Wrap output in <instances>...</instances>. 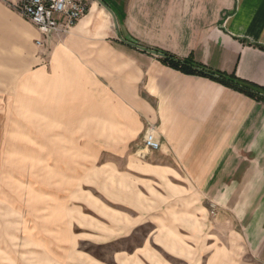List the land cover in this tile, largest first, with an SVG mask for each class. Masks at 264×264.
<instances>
[{
  "label": "rangeland",
  "instance_id": "rangeland-1",
  "mask_svg": "<svg viewBox=\"0 0 264 264\" xmlns=\"http://www.w3.org/2000/svg\"><path fill=\"white\" fill-rule=\"evenodd\" d=\"M1 12L0 264L253 263L234 215L145 148L149 118L131 110L121 127L61 108L63 62L114 60L102 38L68 42L73 27L38 45L28 18ZM90 71L126 88L119 68Z\"/></svg>",
  "mask_w": 264,
  "mask_h": 264
},
{
  "label": "crops",
  "instance_id": "crops-1",
  "mask_svg": "<svg viewBox=\"0 0 264 264\" xmlns=\"http://www.w3.org/2000/svg\"><path fill=\"white\" fill-rule=\"evenodd\" d=\"M18 2L0 0V14H20ZM88 5L68 42L102 38L101 51L114 60L104 56L76 67L63 62L65 72L56 75L61 108L121 127L131 110L149 118L160 150L173 156L209 202L234 215L253 260L249 264H264V98L218 78L233 76L261 88L264 97V0H88ZM41 36L44 44L50 35ZM102 68H119L126 88L114 94L97 82L90 70ZM201 68L214 75L196 70ZM128 85L135 91L130 97Z\"/></svg>",
  "mask_w": 264,
  "mask_h": 264
},
{
  "label": "built area",
  "instance_id": "built-area-1",
  "mask_svg": "<svg viewBox=\"0 0 264 264\" xmlns=\"http://www.w3.org/2000/svg\"><path fill=\"white\" fill-rule=\"evenodd\" d=\"M16 7L44 35L69 32L89 9L88 0H19ZM143 141L148 150L161 148L155 127L146 131Z\"/></svg>",
  "mask_w": 264,
  "mask_h": 264
},
{
  "label": "trees",
  "instance_id": "trees-1",
  "mask_svg": "<svg viewBox=\"0 0 264 264\" xmlns=\"http://www.w3.org/2000/svg\"><path fill=\"white\" fill-rule=\"evenodd\" d=\"M167 59H169L172 63L174 64H181V66H185V64L183 62H179L177 60H175L174 58H172L171 56H167ZM198 72H201V73H206V74H209V75H214L213 72H210V71H207V70H204L201 68L200 69H196ZM219 79H221L223 82L229 84V85H232L234 87H237L238 89L252 95V96H255L256 98L258 99H263L264 97L261 95V92H262V89L257 87V86H254V85H251V84H248L247 82H244V81H241L233 76H230L229 78H227L226 76H223V75H219L218 76Z\"/></svg>",
  "mask_w": 264,
  "mask_h": 264
}]
</instances>
